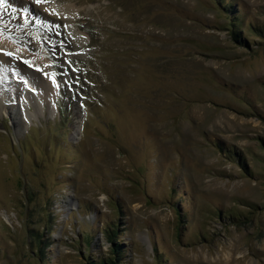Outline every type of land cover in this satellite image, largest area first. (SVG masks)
<instances>
[{
    "label": "rangeland",
    "instance_id": "obj_1",
    "mask_svg": "<svg viewBox=\"0 0 264 264\" xmlns=\"http://www.w3.org/2000/svg\"><path fill=\"white\" fill-rule=\"evenodd\" d=\"M56 1L0 0V264H264V0Z\"/></svg>",
    "mask_w": 264,
    "mask_h": 264
},
{
    "label": "bare ground",
    "instance_id": "obj_2",
    "mask_svg": "<svg viewBox=\"0 0 264 264\" xmlns=\"http://www.w3.org/2000/svg\"><path fill=\"white\" fill-rule=\"evenodd\" d=\"M3 1V3L5 4H10L12 6H16L18 5L21 8H24V10L28 7L31 6L30 3H36L39 6H44V2L45 0H1ZM54 2H57L56 0H53V3L51 4L50 7H52L53 9L50 10L51 13L56 16L59 17L61 19H63L64 21H72L74 19L75 13L77 11L76 7H74L72 4L67 3L65 5H60V6H56L57 4H55ZM50 7H47L50 9ZM8 12L10 14H12L10 12V10H8ZM16 25L18 24H24V25H29L30 23L28 22H15ZM23 38H26V33L24 31H20V32H15L13 29H8V27L3 26L0 24V83L4 84L6 83L5 80H3L4 78H6L9 75V68L11 67L12 64V57H17L19 56L21 59L24 60H32L31 58H28L27 56L25 57L24 54V50H21L16 43L20 42ZM77 42L81 41L82 37L81 36H77ZM83 42V41H82ZM28 49V48H27ZM8 53H11V55H8ZM35 60V59H34ZM38 61V59H36ZM43 62V61H42ZM15 67L20 66L19 64H15ZM45 77H43V79L45 78V81L43 80V88H41V92L43 93V95L46 93H51L52 91V87H51V82L49 83L48 80V72L45 71L44 72ZM29 80L32 81L31 76H28ZM52 80V79H51ZM34 81H36L34 79ZM33 82V81H32ZM36 83V82H35ZM40 85V84H39ZM42 87V86H41ZM33 97V96H32ZM33 101V100H32ZM1 104V103H0ZM4 109V108H3ZM11 108H5L4 111L2 112H6Z\"/></svg>",
    "mask_w": 264,
    "mask_h": 264
},
{
    "label": "trees",
    "instance_id": "obj_3",
    "mask_svg": "<svg viewBox=\"0 0 264 264\" xmlns=\"http://www.w3.org/2000/svg\"><path fill=\"white\" fill-rule=\"evenodd\" d=\"M115 253H116V249H115ZM116 260H117L116 257H114V259H111V258H109V259H100V260H98L97 263H94V264H117ZM88 264H93V263L88 262Z\"/></svg>",
    "mask_w": 264,
    "mask_h": 264
},
{
    "label": "snow or ice",
    "instance_id": "obj_4",
    "mask_svg": "<svg viewBox=\"0 0 264 264\" xmlns=\"http://www.w3.org/2000/svg\"><path fill=\"white\" fill-rule=\"evenodd\" d=\"M8 55H11V53H8Z\"/></svg>",
    "mask_w": 264,
    "mask_h": 264
}]
</instances>
